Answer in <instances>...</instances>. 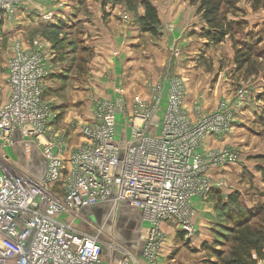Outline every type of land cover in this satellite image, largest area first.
<instances>
[{"label":"built area","instance_id":"2783aa9c","mask_svg":"<svg viewBox=\"0 0 264 264\" xmlns=\"http://www.w3.org/2000/svg\"><path fill=\"white\" fill-rule=\"evenodd\" d=\"M26 1L0 0V23ZM6 70L7 86L0 84V264H103L105 251L117 256V264H129L135 256L119 242L123 238L104 236L122 219L125 231L136 221L129 237L140 242V258L157 264L162 223L188 236L195 232L192 203L211 187L209 168L236 157L197 149L206 135L227 133L233 104L222 102L203 114L195 103L190 118L178 76L163 102L160 85L150 84L151 100L133 96L128 112L118 86L113 99L98 100L81 125L83 140L71 147L66 131L56 128L58 114L43 99L52 72L48 47L16 46ZM16 148L42 171L21 167Z\"/></svg>","mask_w":264,"mask_h":264},{"label":"rangeland","instance_id":"374dc122","mask_svg":"<svg viewBox=\"0 0 264 264\" xmlns=\"http://www.w3.org/2000/svg\"><path fill=\"white\" fill-rule=\"evenodd\" d=\"M30 1L36 6L33 10H25L23 6H27ZM41 1L27 0L14 13L5 15L0 23V84L4 88L7 86L6 63L16 46L30 48L34 42L45 44L49 49L52 72L46 79L43 99L58 114L56 128L64 129L70 138L69 146L75 147L83 140L79 134L81 125L92 118L98 100L108 95L100 87L99 79L95 78V67L98 65L95 62L100 53L95 38L99 27L93 21V28H89L84 21L86 18H97L101 28L102 25L109 27L113 21L117 27L111 26L110 31H115L131 19L137 23L140 31H144L139 20L142 6L137 3L130 5L126 1L112 3L108 0L103 10L87 5L84 0ZM162 1L166 3V0ZM239 6L245 13L238 14L236 18L246 20L248 25L242 32L235 34L236 38H257L256 48L264 54V8L253 11L244 1ZM46 15L49 16L46 18ZM200 25L201 19L197 14L189 23H175L173 30H167L160 23L157 33L147 32L148 37L142 39V44L140 40L136 49L143 65L150 61V57L154 65L153 71L142 81V86L146 87L148 81L153 85L158 82L161 87L169 86L172 78L178 75L185 79L181 78L191 98H185L184 106L190 118H195V103L199 104L203 114L219 109L222 102L234 105L233 121L227 133L221 136L206 135L197 152L228 150L235 154V160L209 168L211 187L205 198H198L196 204L194 201L192 203L197 212L192 218L195 232L191 236L174 224L162 225L165 234L161 244L164 246L167 242L171 246L169 256H166L169 264H205L207 259H214L212 247L220 251L227 250L229 243L221 239L218 233H225L220 224L225 223L222 211L230 194L237 193L238 199L246 207L259 208L261 216L254 219L264 220V101L259 97L264 93V58L254 56L255 60H262V66L256 73L237 69L231 40L227 38L218 44L205 41L200 36ZM181 33L185 37V43L182 44L176 39ZM188 37L191 41H187ZM199 37H202L201 40ZM176 49L181 53L180 58L173 54ZM175 59L181 62H174ZM217 82L218 88L227 90L222 95L214 92ZM161 99L163 102L165 97ZM236 99L240 100L239 105L235 104ZM154 130L153 123L150 132ZM209 140L214 141L213 147ZM15 155L21 167L37 173L42 171L31 165L19 148L15 149ZM107 233L104 236L123 238L116 225L110 227ZM216 240H220L218 244H215ZM165 251L168 253V249L165 248ZM258 264H264V260Z\"/></svg>","mask_w":264,"mask_h":264},{"label":"trees","instance_id":"16d2710c","mask_svg":"<svg viewBox=\"0 0 264 264\" xmlns=\"http://www.w3.org/2000/svg\"><path fill=\"white\" fill-rule=\"evenodd\" d=\"M112 3L126 1L130 5L139 4L143 8L139 20L144 31L155 34L160 25V19L153 0H109ZM190 5L196 7V14L201 19L200 36L208 42L218 44L231 40L234 51V62L236 68L247 72L255 73L262 66V60H255L256 57H263L261 50L256 48L257 38L252 40L236 38L235 34L242 32L246 20L238 17L245 11L239 6L244 1L247 6L256 11L264 8V0H188ZM108 0H101V7L104 10ZM229 14L232 15L229 18ZM247 36H250L248 33ZM264 101V93L259 96ZM259 98V99H260ZM264 109V106H263ZM222 217L225 223L220 224L224 232H219L221 239L229 243L226 251L211 248L213 260L207 259L205 264H258L264 260V220L254 218L260 217L258 208H249L240 202L237 193L230 194L227 198ZM220 240H216L218 244Z\"/></svg>","mask_w":264,"mask_h":264},{"label":"crops","instance_id":"0c3cea01","mask_svg":"<svg viewBox=\"0 0 264 264\" xmlns=\"http://www.w3.org/2000/svg\"><path fill=\"white\" fill-rule=\"evenodd\" d=\"M84 1L89 6L93 5L94 7H98V9L102 8L100 0L99 2H95L91 0H84ZM41 2H44V1L42 0ZM152 2L157 8L160 23H162L164 27L167 28V30L171 29L175 25V23L176 24L177 23L181 24L184 22L189 23V21L196 16V7L193 5H190L188 1L166 0V3H163L162 0H153ZM35 6L36 5L34 4V2L30 1L29 4L27 6L24 5L23 8L24 9L26 8L25 10H28V9L33 10V7ZM25 10H24V13L27 14V11ZM140 11H141L140 12V15H141L143 13L142 7ZM93 21H95L94 24L97 27H99L98 33H97L98 35H97V38H95L96 40L95 42L97 43V46H99L98 50L100 52L99 55H97L96 57V59L98 60L95 62L98 64L97 67H95L96 68L95 78L99 79L100 87L103 88V91L108 92V95L105 97L104 96L101 97V99H113L115 95L114 89L119 86L123 89L125 103L127 105L128 112H129V106L132 103L133 96L139 95L143 99L150 101L152 94H151L149 85L152 83L148 81L146 87H144V85L142 86L141 84H142V81H145V79H147L149 72L153 71L154 65L152 62H150L152 61L151 57H150V61H147V63L143 65V63L139 61L138 53L136 50L138 46L140 45L139 44L140 40L142 44L143 43L142 39L148 37L147 31H140L138 29L137 23L131 19L127 21L126 23H123L122 27L120 29L117 28L115 31H113L114 29L110 31L111 26L117 27V24H114L113 21L109 23L110 24L109 27L102 25V28L100 24L98 23L97 18L94 20L90 18H86L84 23L89 25V28L90 27L93 28V23H92ZM201 38L202 37H199L200 40ZM176 39H179L180 44L185 43V37L183 36V33H181L179 38H176ZM187 39H188L187 41H191L190 37H188ZM202 39L206 41L205 38H202ZM146 51L148 53V50ZM175 56L176 58H180L181 53ZM174 62H181V60L179 61L175 59ZM142 66H144V69H142ZM152 73L153 72H151L150 74ZM182 79L185 80L184 78ZM160 88H161L160 96L166 97L168 86L164 85L161 87L160 85ZM224 89L225 88L223 87L218 88V82H217L214 92L217 95L219 94L222 95L223 93H225V91H227V90L224 91ZM96 90L97 88L95 87V91ZM125 91L129 93H126ZM185 93H186L185 98L189 100V98H191V94L187 93L186 90H185ZM186 99H184V102ZM209 141L211 142L210 145L213 147L214 141L213 140H209ZM197 201H198L197 199L194 200V203L196 204ZM193 207H194V204H193ZM196 212L197 210H195V214ZM121 221L122 222L118 227H119V231L123 235V240H119V239L118 240L122 244L124 242L123 244L124 248L129 250L132 254H134L135 261L130 262V263L138 264L139 262V264H142L143 262H145V260H143L139 256L140 251H141V244L136 239L129 237L132 234L127 235L126 231L124 230L125 227L123 226L125 221L124 219H122ZM163 224L165 223H162L161 227ZM169 224H172V223H169ZM165 245L164 246L162 245L163 248L161 247V252L159 254L157 264H169L170 263V261H167L166 256H169L171 246L167 244V242ZM165 248L166 250L168 249V253H166ZM116 258L117 256L113 255L110 252L105 251L103 253V264H117L115 262Z\"/></svg>","mask_w":264,"mask_h":264},{"label":"flooded vegetation","instance_id":"af4514ba","mask_svg":"<svg viewBox=\"0 0 264 264\" xmlns=\"http://www.w3.org/2000/svg\"><path fill=\"white\" fill-rule=\"evenodd\" d=\"M136 226H137L136 221H135V220H131L130 223H129V225H128V227L130 228L129 231L132 230V232H129V231H128V232H129V233H128V232L126 231L127 235H129L130 233H134V232H135L134 230H135Z\"/></svg>","mask_w":264,"mask_h":264}]
</instances>
